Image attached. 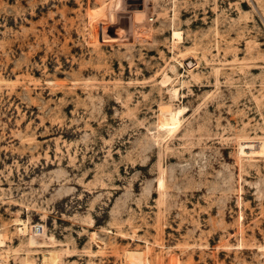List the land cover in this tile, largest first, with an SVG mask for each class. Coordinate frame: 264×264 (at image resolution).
Listing matches in <instances>:
<instances>
[{
	"label": "rangeland",
	"instance_id": "obj_1",
	"mask_svg": "<svg viewBox=\"0 0 264 264\" xmlns=\"http://www.w3.org/2000/svg\"><path fill=\"white\" fill-rule=\"evenodd\" d=\"M0 264H264V0H0Z\"/></svg>",
	"mask_w": 264,
	"mask_h": 264
},
{
	"label": "bare ground",
	"instance_id": "obj_2",
	"mask_svg": "<svg viewBox=\"0 0 264 264\" xmlns=\"http://www.w3.org/2000/svg\"><path fill=\"white\" fill-rule=\"evenodd\" d=\"M102 18H103V17H102ZM106 19H107V18H106ZM97 20H99V19H97ZM97 20H96V21H97ZM105 21H106V20H105ZM101 23H102V22H101ZM111 23H112V22H111ZM103 24H104V23H103ZM98 26H99V21H98V23H94V24H93V27H98Z\"/></svg>",
	"mask_w": 264,
	"mask_h": 264
}]
</instances>
